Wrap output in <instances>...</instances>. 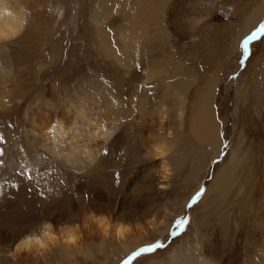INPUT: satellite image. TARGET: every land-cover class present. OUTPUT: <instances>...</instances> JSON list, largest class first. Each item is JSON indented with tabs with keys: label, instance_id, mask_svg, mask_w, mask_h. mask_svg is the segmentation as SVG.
Instances as JSON below:
<instances>
[{
	"label": "rangeland",
	"instance_id": "rangeland-1",
	"mask_svg": "<svg viewBox=\"0 0 264 264\" xmlns=\"http://www.w3.org/2000/svg\"><path fill=\"white\" fill-rule=\"evenodd\" d=\"M2 1L20 14L22 23L13 36L0 39V199L2 195L10 198L11 193L25 190L26 196L35 202L50 201L49 195L55 189L61 192V183L64 191L75 194L74 199L82 197L80 200L85 205L101 204L93 196V186L89 183L92 174L76 170L77 167L64 156V146L69 141L82 155L86 154L87 143L84 142L89 139L85 121L80 120L84 122L81 125L73 122L70 128L76 127L75 132L67 134L59 146L51 140L56 122L53 121L61 113L71 116L73 111L101 104L99 110L107 112L108 109L109 112L103 126L108 130L120 124L114 132H121L135 149H131L127 157L120 158L121 153L115 157L116 163L113 161L107 168L114 173L110 183L129 174L135 165H147V171L159 169L158 159L151 161L150 157H144L140 142L144 137L150 146L172 144L168 156L173 172L168 191L158 194L150 206L151 216L146 220L151 219L152 226L148 234L128 237L123 243L108 235L106 238L92 236L69 250H64L56 240L44 256L22 258L18 262L0 257L3 260L0 259V264H122L134 251L155 243H161L162 247L142 254L132 264H169L172 253L202 264H264V36L249 42L246 58L241 48L243 39L264 23V0H163L156 36L140 45L130 40V47L125 44V48L121 33L130 34L126 29L131 32L133 25L127 19L131 14L128 11L137 10L130 0ZM260 3L258 10L256 6ZM251 12L256 13L251 17L263 16L239 41ZM98 29L110 51L102 48ZM253 44L257 45L255 51H252ZM159 56L183 64L187 75L182 76V80L185 78L189 82L188 77L193 78L184 94L168 89L169 80L164 78L162 73L165 72L155 62ZM249 58L242 83L236 88L245 68L241 60L246 62ZM209 82L215 92L214 118L221 125V145L216 156L203 151L200 143L193 141L185 148L188 138L187 141L175 138L171 143L163 134L168 128L178 136L188 131L192 115H197L203 105V87ZM237 91L241 94H238L241 122L234 114L233 98ZM141 98L151 112L158 107L165 112V125H152L147 134H141L134 119ZM180 104L182 123L177 119ZM46 105L53 115L47 138L42 135V128L34 116ZM32 120L36 121V126L31 125ZM193 147L196 148L193 150ZM235 148L246 159L234 169L225 196L218 197L216 202L213 199L203 202L210 184L228 163L229 154ZM172 151L177 153L172 154ZM177 155L183 161L181 168L173 161ZM195 157L200 159L199 169L190 174L188 164ZM20 186L23 187L21 191L15 189ZM201 188L205 189L204 194L189 208L188 203ZM6 214V217L17 216L10 211ZM37 216L38 213L30 212L25 219L29 221ZM184 218H188L184 229L180 225L173 227L176 220ZM172 231L177 232L175 237L170 235ZM137 243L139 245L132 249ZM126 249L129 252L119 258Z\"/></svg>",
	"mask_w": 264,
	"mask_h": 264
},
{
	"label": "bare ground",
	"instance_id": "bare-ground-1",
	"mask_svg": "<svg viewBox=\"0 0 264 264\" xmlns=\"http://www.w3.org/2000/svg\"><path fill=\"white\" fill-rule=\"evenodd\" d=\"M113 1L119 2L120 0H113ZM162 2L163 0H130L129 2L130 4L131 3L133 5L136 4L135 8H137V10H132V8L131 9L129 8L130 10L128 12H131V14L127 17V19L129 23L133 25V28L131 32H129V30L126 29L128 33H130L129 35L125 34L124 32L121 33V36L123 37L121 41L124 43V46H123L124 48H125V44L128 45V47H130L129 45L130 40H133L138 45H140L141 43H143V41L144 43L145 41L149 43L150 38H154L156 36L155 29L157 28V25L159 24L160 18L158 17L162 14L160 12L162 11L160 10V8L162 7L161 6ZM259 6H261V3L258 6H256L258 7L257 8L258 10L260 8ZM260 11H262V9ZM159 13L161 14L159 15ZM258 14H260V12H258ZM263 14L261 16L258 15L259 18H257L258 16L254 17L256 13L253 12L250 15V17H248V19L246 17L247 21L246 22L244 21L245 22L244 26L246 28V31L240 34V36L238 37L239 41L245 34L249 33L250 30L256 26V24L258 23L260 18L263 16ZM252 15L254 16L251 17ZM21 23H22V17L20 16V14L13 12L11 9H9V7L3 1L0 2V39L6 38L11 35L13 36L15 33H17L21 27ZM97 32H99L98 35L101 41L102 48L103 47L106 48L107 43H106L105 38L102 36V33L100 32L99 29L97 30ZM238 40H237L236 45H238V42H239ZM256 46H257L256 44H253L252 51L256 48ZM108 49L106 51H110ZM252 54L254 53L251 52V56ZM250 58L246 62H244L245 68L243 69V71L240 73L238 77V84L236 85V88H238V86H240L242 83V79L244 78V74H245L244 70L246 69L247 64H249L248 61L250 60ZM155 60H156L155 62L158 64L157 67L161 66L162 68L160 67L159 68L162 70V72H165V73H162L164 74V78H167L169 80L170 85L168 86V89L174 92H177V93L182 92V94H184L186 88H188V83L193 78L192 77L190 78L187 76L189 78V82H187L188 80L186 81L185 78L184 80H182L183 78L182 76L187 75V74L186 75L184 74L185 70H184L183 64L178 63L174 59L173 60L166 59L165 57H161V56L155 58ZM127 61L128 60H126V62ZM125 65L126 63L124 64V66ZM203 92H204L202 95L204 97V101L202 103L203 105L197 111V115L195 116L192 115V117L193 116L194 117L193 118L191 117V120L189 122L188 131L178 136L176 132H174L171 128H168L163 131V134L166 136V139L170 140V142L174 140L175 138L177 139L181 138L182 141L188 138L189 139L188 142L187 143L184 142L185 148H187L186 145L188 146V143L190 141H193L198 144L200 143L199 144L201 146L200 148H202L203 151H208L209 153L213 152V155L216 156L220 148V145H221V140L219 137L220 131H221V125L214 118L212 100H213V96L215 95V92H214V87L212 86V82L205 84V86L203 87ZM238 94H239L238 91L235 93V95L233 94L234 95L233 99L236 104L234 107V114L238 115L237 118L241 122V116H240L241 115L240 113L241 112V103H240L241 101L239 100ZM143 95L147 96L146 94H143ZM141 101H142V98H141ZM144 102H145V99H144ZM144 102L142 101V103H139V105H137L136 111L134 110L135 111L134 119L137 121V125L139 127L141 134H147V132L151 129V127H153L152 125H157V124H162V123L164 124V121H165L164 120L165 112L163 111V109H161V111L159 110V108L161 107H158L157 105L156 106V108L158 107L157 110L153 109L154 111L151 112L150 108L146 107V104ZM93 105L95 106V104ZM102 105L103 104H101V106ZM46 106L47 107L45 108L43 107V109H40L41 113L39 112L34 116L37 117L38 119L37 123H39L42 128V135L47 138L48 133L51 131L50 125H51V117L53 115H51L52 113L51 114L49 113L48 108H50V106L48 105ZM101 106L96 105L95 107L89 108L88 110L79 109V110L73 111L71 116L69 115L70 117L68 116V113L67 114L65 112L63 114L61 113L60 116L57 117L56 120L53 121V123L56 121L54 125L53 139L49 138L53 140L52 142H54V144L59 146L58 144L61 142V140L65 138L67 134L70 135L72 134V132L73 133L75 132L74 130L76 127L70 128L73 122H77L76 125H81L84 122L80 123L81 122L80 120L85 121V126L87 127L88 139H89L88 141L84 142V143H87V146L85 145L87 148H84V150L86 151V154L82 155L77 149V147L72 145V143L70 144V141H69L70 146L68 147L69 144L64 146V153H65L64 156H65V159L67 158L71 163L75 165V167H77L76 170L78 169L79 171H82L83 173L92 174L90 177L89 183L92 184L93 186V189H92L94 190L93 196L97 197L100 200L101 204H99L98 206H96L97 204L95 206H92L91 204L85 205L84 202L80 200L82 197L80 199H78L79 197L77 199H74L76 198V197L73 198V195L75 196V194L67 193L66 191H64V188L61 183L59 186L61 189V192H58V188L55 189V191L49 195L50 201L47 200V201L35 202L34 201L35 199H33L32 197H31L32 199H29L28 196H26L25 190L23 192L11 193L10 198H6L7 196L5 197V195L1 194L2 195L0 199V241L2 242V246H0V257L1 258L5 260H12L13 262H18L22 258L26 259V258L34 257L37 255L44 256L45 252L48 251L50 246L55 245L54 243L56 240L60 242L64 250H69V249H74L75 246L79 247L84 241L91 239L92 236H99L102 238H106L108 235V236L113 237L116 241L123 243V241H125L128 237L142 235L144 233L145 234L149 233L150 231L149 227L152 226L150 223L151 219L150 221H148V219L146 220V218L151 216L149 213V210H150L151 204L156 199L155 197H157L158 194L160 195V193H163V191L166 190L168 187V182H170L169 181L171 178L170 175L172 174L171 171L173 170V168L172 170L170 169V163H169L170 156H168L167 154L166 158L164 159V163L162 167H160L161 160L158 159L159 164L157 166L159 167V169L157 168L156 171L154 172L147 171L149 167V166L146 167L147 165L145 167H138L139 165L138 166L135 165L136 167H134L131 171H129V174L122 175V177H120L119 179L117 178L118 180L116 179L117 180L116 182L113 181L114 183L113 182L110 183L111 179L114 180V173H112L111 171H108L107 168L110 165H112V162L114 161L115 157L118 156V154L121 153L120 158H122L128 153L130 154L131 153L130 150L133 148L131 146V141L126 140L121 132H116V133L114 132L120 124H118L117 126L114 125L113 129H108V130L106 127L103 126V121L104 120L107 121L109 112H108V109H106L107 112H104L103 109L99 110ZM220 109H222V107ZM158 111H160L159 112L161 113L160 115L157 114ZM177 112H179L177 114L178 122L182 123L183 122V108L181 104L180 106L178 105ZM32 121L34 123L32 124L31 122H29V124L31 123V125H35L36 121L35 120H32ZM31 125L30 127H32ZM222 126H225V122L222 124ZM113 132L115 133V135L113 134ZM226 133L228 134V130L226 131ZM141 134L139 137H141ZM85 137L87 136L85 135ZM101 137H103V139ZM145 138L146 137H144L142 141H140L143 144L142 149L144 150L143 151L144 157L146 155L147 157H150L151 161L156 160V159H153V157L160 155V153L156 151L157 148H159L161 151H166L167 153H169V155H171L170 152H171L172 144H169V145L167 144V145H162V146L154 144L150 146L149 141L144 140ZM42 144H46V143L42 141ZM57 146L56 148H59ZM177 148H182V147H177ZM194 148L196 147H193L191 149L194 150ZM236 148L232 149V151L229 154L228 160H227L228 163L225 165V167L221 169V171L216 176L214 181L210 184L208 191L203 197V202H209L212 199L215 200L216 202L218 197L225 196V190L226 188H228V182L232 178L234 169L237 168L240 164H242L246 159V156L241 153L239 154ZM47 149H48V146H47ZM47 149L44 151H47ZM183 149H180V150L182 151ZM197 149H198V146L196 150ZM180 150H177V151L180 152ZM140 151L138 149V152ZM174 152L172 154L177 153V152L176 153ZM48 153L51 154L49 151ZM60 153L62 152L60 151ZM183 154L185 155L184 152ZM180 158L181 157H178V155L176 158L175 157L173 158L175 159L173 161H176V165L179 166V168H181V165H183V161H180ZM187 158L188 156H186V159L184 160L186 161ZM208 158H209V155H208ZM194 159H192L188 164V169L190 170L188 171L190 172V174L199 169L198 160L200 159L197 157L196 160L193 162ZM120 165L121 164H119V166ZM57 180L59 181V179L56 177V181ZM104 180L109 183H105ZM20 187H15V189L18 188V190H20L23 188V187L21 188ZM81 187H84V186L82 185ZM6 190L7 189L3 191H6ZM77 191H80V190H77ZM167 191L168 190H166V192ZM76 210H78V212ZM7 211L8 212L10 211L17 216L9 217L10 216L9 215L8 217H6ZM30 212L38 213L37 218L35 219L32 218L29 221L28 219H25L26 215L30 214ZM89 213H94L96 214L97 217L107 216L111 219L113 224L109 226L102 219L99 221L97 220L96 217H91ZM116 222L129 225V227L127 230H123V229L118 230L117 225L115 224ZM46 224H51L54 229H60V228H63V229H61L58 233L54 234L55 238L49 239L48 237L43 236V232L45 231L44 226ZM70 225H78L79 227L77 230H73L71 228L66 227ZM26 235L41 237L43 242L42 243L37 242L31 245V248H32L31 252H25L23 250V247H21L17 243ZM73 235L77 237L75 243L71 242V237ZM81 236L82 238H80ZM138 245H139L138 243L135 244L132 247V249H135ZM63 248L61 249V253L65 252ZM113 248H114L113 250H115L116 247H113ZM127 252H129V249L123 250V252H121V254L118 255L119 258L122 257L123 254H126ZM169 258H170L168 260L169 264H202V263H198L196 259H193V260H190L187 258L185 259V257L181 256V254L178 255L177 253H172ZM200 261L201 260H199V262Z\"/></svg>",
	"mask_w": 264,
	"mask_h": 264
},
{
	"label": "snow or ice",
	"instance_id": "snow-or-ice-1",
	"mask_svg": "<svg viewBox=\"0 0 264 264\" xmlns=\"http://www.w3.org/2000/svg\"><path fill=\"white\" fill-rule=\"evenodd\" d=\"M262 36H264V23H261L259 26L255 28L249 35H247L242 43H241V48L243 50V56L246 58L249 54L248 49H249V42L250 41H256L259 40ZM241 63H244V59L241 60ZM205 189L201 188L198 192L195 193V195L191 198L190 202L188 203V207L192 208L202 197L204 194ZM188 223V218H184L182 220L178 219L173 223V227L175 225H180L181 229L185 228V225ZM173 237L177 235V232L172 231L170 233ZM162 247L161 243H155L149 246L141 247L137 251H134L131 255L127 257V259L122 261V264H132V261L140 257L142 254L145 253H152L154 250H157Z\"/></svg>",
	"mask_w": 264,
	"mask_h": 264
},
{
	"label": "clouds",
	"instance_id": "clouds-1",
	"mask_svg": "<svg viewBox=\"0 0 264 264\" xmlns=\"http://www.w3.org/2000/svg\"><path fill=\"white\" fill-rule=\"evenodd\" d=\"M101 138L103 139V137H101ZM156 151L159 152L160 155L153 157V159H160L161 160L160 167H162L163 163H164V159L166 158L168 153L166 151H161L159 148H157ZM89 215L91 217H96L97 220H99V221L102 219L109 226L113 224L111 219L109 217H107V216L97 217L96 214H94V213H89ZM115 224L117 225V229L118 230H121V229L127 230L128 227H129V225H125V224H122V223H119V222H116ZM66 227L67 228H71L73 230H77L79 226L78 225H70V226H66ZM44 228H45V231L43 232V236L44 237H48L49 239L55 238L54 234L58 233L61 229H63V228L54 229L51 224H46L44 226ZM80 238H82V236ZM76 239H77V237L75 235H73L71 237V242L75 243ZM37 242H40V243L43 242L41 237H35V236H32V235H26L17 244L20 245L21 247H23V250L25 252H31V250H32L31 245H33V244H35Z\"/></svg>",
	"mask_w": 264,
	"mask_h": 264
}]
</instances>
